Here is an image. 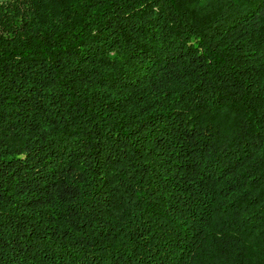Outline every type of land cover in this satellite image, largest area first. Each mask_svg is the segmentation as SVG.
<instances>
[{
    "label": "trees",
    "instance_id": "16d2710c",
    "mask_svg": "<svg viewBox=\"0 0 264 264\" xmlns=\"http://www.w3.org/2000/svg\"><path fill=\"white\" fill-rule=\"evenodd\" d=\"M0 264H264V0H0Z\"/></svg>",
    "mask_w": 264,
    "mask_h": 264
}]
</instances>
